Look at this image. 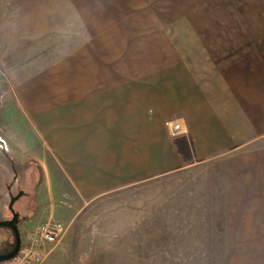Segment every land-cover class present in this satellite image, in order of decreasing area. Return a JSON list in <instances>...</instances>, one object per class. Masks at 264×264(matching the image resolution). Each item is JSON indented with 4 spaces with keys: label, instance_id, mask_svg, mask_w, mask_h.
<instances>
[{
    "label": "crops",
    "instance_id": "0c3cea01",
    "mask_svg": "<svg viewBox=\"0 0 264 264\" xmlns=\"http://www.w3.org/2000/svg\"><path fill=\"white\" fill-rule=\"evenodd\" d=\"M258 2L0 0V90L30 133L7 131L8 148L37 167L35 202L70 178L76 188L108 187L79 177L95 163L111 170L116 157L121 168L125 153L144 171L213 159L229 173L244 153L247 186L264 188V150L260 159L251 150L264 145Z\"/></svg>",
    "mask_w": 264,
    "mask_h": 264
},
{
    "label": "rangeland",
    "instance_id": "374dc122",
    "mask_svg": "<svg viewBox=\"0 0 264 264\" xmlns=\"http://www.w3.org/2000/svg\"><path fill=\"white\" fill-rule=\"evenodd\" d=\"M9 94L0 90V220L15 215L21 244L43 223L61 225L56 243L45 248L43 264H264V188L247 186L246 154L232 160L229 173L227 161L210 158L186 169L144 171L139 168L146 162L125 153L121 168L116 157L107 172L94 170L95 163L78 173L84 184L106 180L108 187L76 188L70 178L51 200L37 204V167L18 148H8L7 131L20 128L30 136L17 123ZM175 124L170 123L171 135L179 132ZM263 147L251 148L256 159ZM71 237L78 246L69 251ZM13 244L12 231L0 228V253Z\"/></svg>",
    "mask_w": 264,
    "mask_h": 264
},
{
    "label": "built area",
    "instance_id": "2783aa9c",
    "mask_svg": "<svg viewBox=\"0 0 264 264\" xmlns=\"http://www.w3.org/2000/svg\"><path fill=\"white\" fill-rule=\"evenodd\" d=\"M173 129L178 130L179 125H173ZM60 229V224H41L35 235L30 236L28 241L20 245L17 254L1 264H43L45 248L56 243Z\"/></svg>",
    "mask_w": 264,
    "mask_h": 264
},
{
    "label": "water",
    "instance_id": "95a60500",
    "mask_svg": "<svg viewBox=\"0 0 264 264\" xmlns=\"http://www.w3.org/2000/svg\"><path fill=\"white\" fill-rule=\"evenodd\" d=\"M0 228H9L14 237L13 247L6 253H0V263L15 256L21 245L20 233L15 223V215L11 220H0Z\"/></svg>",
    "mask_w": 264,
    "mask_h": 264
},
{
    "label": "trees",
    "instance_id": "16d2710c",
    "mask_svg": "<svg viewBox=\"0 0 264 264\" xmlns=\"http://www.w3.org/2000/svg\"><path fill=\"white\" fill-rule=\"evenodd\" d=\"M75 243H76V237H73V239H72V245H75Z\"/></svg>",
    "mask_w": 264,
    "mask_h": 264
},
{
    "label": "flooded vegetation",
    "instance_id": "af4514ba",
    "mask_svg": "<svg viewBox=\"0 0 264 264\" xmlns=\"http://www.w3.org/2000/svg\"><path fill=\"white\" fill-rule=\"evenodd\" d=\"M13 218H14V216H13ZM9 229V228H8ZM10 230V229H9Z\"/></svg>",
    "mask_w": 264,
    "mask_h": 264
}]
</instances>
